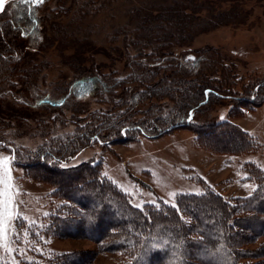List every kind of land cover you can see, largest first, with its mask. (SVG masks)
Returning a JSON list of instances; mask_svg holds the SVG:
<instances>
[{
	"label": "rangeland",
	"instance_id": "374dc122",
	"mask_svg": "<svg viewBox=\"0 0 264 264\" xmlns=\"http://www.w3.org/2000/svg\"><path fill=\"white\" fill-rule=\"evenodd\" d=\"M176 1L47 0L39 8L40 40L21 41L23 48L17 54V65L28 70L33 84L22 86L18 79L13 80L16 96L0 100V263L48 264L64 252L97 249L88 238L46 234L50 214L63 200L52 196V183L34 178L33 172L15 163L12 149L21 156L32 154L73 134L76 120L88 111L108 110L107 104L91 96L59 106L48 101L39 104L35 98L61 99L74 77L81 74L77 72L80 69L128 80L132 73L128 59L136 53L127 39H133L144 18L163 21L164 8ZM194 3L196 9L188 8L186 13L195 22L221 12H231V18L212 21L209 30H197L172 49L177 54L220 52L227 68L224 71L233 78L228 80L222 71L211 77L235 96L249 92L258 99L262 95L259 85L264 83V0ZM135 86L138 84L129 80L125 87ZM79 105L84 110L74 111ZM220 121H230L256 138L254 151H230L232 135L225 134L223 128L210 130L222 142L217 145L207 139L210 147L204 139L198 144L195 128L182 127L156 138L108 146L94 143L62 166L99 163L103 176L126 192L137 207L158 200L175 204L180 194L201 193L206 187L227 199L250 195L257 183L249 177L246 165L254 162L264 171V102L249 109L224 99L208 113L201 111L195 124L206 130L208 124ZM82 122H86L84 118ZM222 253L215 256L220 262L224 261ZM123 259L118 252H102L89 264H116Z\"/></svg>",
	"mask_w": 264,
	"mask_h": 264
},
{
	"label": "trees",
	"instance_id": "16d2710c",
	"mask_svg": "<svg viewBox=\"0 0 264 264\" xmlns=\"http://www.w3.org/2000/svg\"><path fill=\"white\" fill-rule=\"evenodd\" d=\"M46 1L9 0L0 13V100L16 96V79L22 86L33 84L28 70L17 65V54L23 48L21 41L39 42V8ZM194 1L166 6L163 21L144 18L133 39H127L136 53L128 59L132 71L128 80L80 69L61 99L35 98L39 104L48 101L59 106L91 96L109 106L106 111H88L76 120L73 134L32 154L21 156L12 149L15 163L33 172L34 178L52 183V196L63 200L50 214L46 234L88 238L97 244L93 251L58 254L48 264H89L102 252L123 255L116 264H264V171L254 162L246 165L257 183L250 195L227 199L206 187L201 193L180 194L175 204L158 200L142 207L132 204L126 192L103 176L99 163L62 166L94 143L108 146L156 138L182 127L195 128L198 144L204 139L209 146L208 140L222 143L210 130L223 128L232 135L230 151H254L256 138L230 121L208 124L206 130L195 124L201 111L208 113L224 99L256 107L264 102V83L259 85L258 99L249 92L235 96L211 77L222 71L228 80L233 78L224 71L220 52L175 53L173 46L188 41L197 30H209L212 21L231 18V12H221L195 22L186 13L188 8L196 9ZM129 80L138 86L125 87ZM74 108L84 110L82 105ZM220 251L223 262L215 258Z\"/></svg>",
	"mask_w": 264,
	"mask_h": 264
},
{
	"label": "snow or ice",
	"instance_id": "6c2138e0",
	"mask_svg": "<svg viewBox=\"0 0 264 264\" xmlns=\"http://www.w3.org/2000/svg\"><path fill=\"white\" fill-rule=\"evenodd\" d=\"M7 0H0V13H3L5 11V4ZM19 3H28L29 0H18ZM33 3H43V0H32ZM2 216V214H0ZM0 222H2V219H0Z\"/></svg>",
	"mask_w": 264,
	"mask_h": 264
},
{
	"label": "crops",
	"instance_id": "0c3cea01",
	"mask_svg": "<svg viewBox=\"0 0 264 264\" xmlns=\"http://www.w3.org/2000/svg\"><path fill=\"white\" fill-rule=\"evenodd\" d=\"M7 2H8V1H7ZM7 2H6V3H7ZM5 5H6V4H5Z\"/></svg>",
	"mask_w": 264,
	"mask_h": 264
}]
</instances>
